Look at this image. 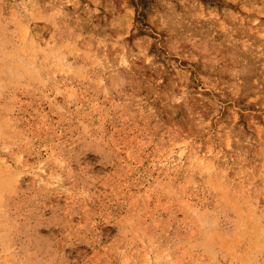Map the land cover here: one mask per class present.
I'll return each mask as SVG.
<instances>
[{"label": "rangeland", "instance_id": "obj_1", "mask_svg": "<svg viewBox=\"0 0 264 264\" xmlns=\"http://www.w3.org/2000/svg\"><path fill=\"white\" fill-rule=\"evenodd\" d=\"M0 264H264V0H0Z\"/></svg>", "mask_w": 264, "mask_h": 264}]
</instances>
